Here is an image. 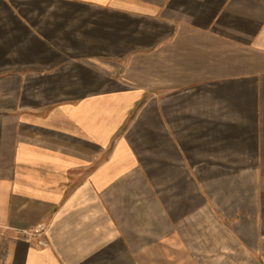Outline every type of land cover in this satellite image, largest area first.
<instances>
[{
    "label": "crops",
    "instance_id": "0c3cea01",
    "mask_svg": "<svg viewBox=\"0 0 264 264\" xmlns=\"http://www.w3.org/2000/svg\"><path fill=\"white\" fill-rule=\"evenodd\" d=\"M0 264H264V0H0Z\"/></svg>",
    "mask_w": 264,
    "mask_h": 264
},
{
    "label": "built area",
    "instance_id": "2783aa9c",
    "mask_svg": "<svg viewBox=\"0 0 264 264\" xmlns=\"http://www.w3.org/2000/svg\"><path fill=\"white\" fill-rule=\"evenodd\" d=\"M43 231V228L37 227L30 231L31 234H40Z\"/></svg>",
    "mask_w": 264,
    "mask_h": 264
},
{
    "label": "rangeland",
    "instance_id": "374dc122",
    "mask_svg": "<svg viewBox=\"0 0 264 264\" xmlns=\"http://www.w3.org/2000/svg\"><path fill=\"white\" fill-rule=\"evenodd\" d=\"M37 228V227H36Z\"/></svg>",
    "mask_w": 264,
    "mask_h": 264
}]
</instances>
